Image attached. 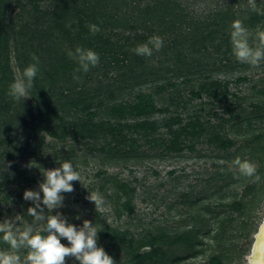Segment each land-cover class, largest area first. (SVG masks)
I'll list each match as a JSON object with an SVG mask.
<instances>
[{"label":"rangeland","instance_id":"rangeland-1","mask_svg":"<svg viewBox=\"0 0 264 264\" xmlns=\"http://www.w3.org/2000/svg\"><path fill=\"white\" fill-rule=\"evenodd\" d=\"M182 1L190 11L201 14L228 0ZM259 1L264 0H255ZM45 5L46 2L42 4L43 7ZM14 6L12 1L8 8L13 17L20 12ZM24 21H27L26 15L14 20L16 31L20 32ZM259 29L264 30V27ZM14 35L10 66L15 80H19L22 70L17 55L19 50L30 51L22 44L29 33ZM65 49L69 48L65 46ZM230 59L234 60L233 57ZM235 61L223 66L221 72L214 71L212 74L228 84L227 100L216 101L205 95L192 96L191 90L193 86L198 89L201 77L191 82L175 78L172 81L175 86H168L159 94L162 102L158 103L169 108L165 117L182 120L172 129L191 125L188 129L191 135L182 136V149L174 152L167 148L174 136L166 128L149 139L135 135L138 140L133 143L132 150L138 151V154L131 159L107 157L105 152L89 151L91 145L87 146L85 142L69 138L61 141L45 131L40 135H44L45 142L55 144V147L44 146L35 150L29 135L39 106L32 100V104L37 106L31 104V115L23 118V122L18 117L11 131H3L8 140L12 136L16 138L12 144L7 143V149L12 150L11 155L0 156V164L10 162L11 166H15L14 173L17 175L4 180L0 178L1 223L10 222L13 231L22 232L30 226L34 232H40L49 215H58L77 227L88 220L99 231L98 246L104 247L114 264H125L132 256L137 257L151 247L157 250V257L135 260L132 264H247L255 235L264 218V61L257 67L248 65L230 69ZM152 63L161 65L155 58L149 59L148 65ZM211 63L212 60L206 68H210ZM219 64L217 60L215 65ZM221 64L224 65L225 60ZM122 72L124 70L111 69L108 77H101L100 82L95 79L103 73L98 67L94 79L85 84L88 95L96 96L94 104H99L102 99L112 101L106 92L109 86L112 89L127 86L122 82ZM149 72L150 69L143 73L142 67L136 68L133 74L140 76L137 75L131 82L137 85L129 95L126 89L117 95L124 100H133L140 92H152L157 85L164 83L162 78ZM78 76L79 80L75 81L80 84L85 79V73L79 72ZM169 91H173L176 97L174 102L170 101ZM29 98L24 99L28 102ZM102 117L106 114L97 111L96 119ZM103 144L100 140L96 147L99 149ZM236 157L251 161L260 180L243 176L234 168L231 162ZM56 161H71L81 181L73 182L72 193L63 194L61 206L48 209L41 205L37 212L45 219L37 220L28 214V208L35 205L18 196L17 186L20 184L22 194L26 190H39V182L27 184L26 180L38 178L41 181L43 169L58 167ZM122 184L127 185L128 196L122 193ZM91 195H96L101 203L96 205L91 202L88 199ZM130 196L131 210H124V203ZM118 230L125 231L133 239L135 251L120 250L113 245L114 240L111 239ZM183 234H188L191 247H186ZM153 238V245L143 243L144 239ZM61 242L67 243L66 240ZM19 254L24 257L27 249H20ZM66 260L67 264H76L74 258Z\"/></svg>","mask_w":264,"mask_h":264},{"label":"trees","instance_id":"trees-1","mask_svg":"<svg viewBox=\"0 0 264 264\" xmlns=\"http://www.w3.org/2000/svg\"><path fill=\"white\" fill-rule=\"evenodd\" d=\"M12 1L14 7L20 9L14 17L8 11ZM44 2L45 7L42 6ZM255 5L258 11L252 10L249 1L228 0L196 14L182 0H0V156L11 155L12 150L7 149V143L12 144L16 138L12 136L8 140L3 131H11L18 117L23 122V118L31 115L32 100L39 106L29 135L35 150H41L44 146L55 147V144L46 143L45 136L40 135L45 131L50 137L61 141L69 138L85 142V145H91L89 151L105 152L107 157L131 159L138 154V151L132 150L133 143L140 137L151 138L162 128L174 136L167 148L173 152L181 150L183 139L180 138L191 135V130H188L191 125L172 129L182 120L179 117H165L169 108L158 103L162 102L159 94L166 91L168 86L174 87L172 81L175 78L191 82L201 77L198 89L195 90L193 86L191 90L192 96L205 95L216 101L227 100L228 84L212 74L214 71L221 72L223 66H229L230 62L236 60L229 39L233 20L241 19L252 33L264 27V14H259L264 12V1L255 2ZM25 15L27 21L21 24L20 32L16 31L14 20ZM23 29L28 31L24 32ZM16 33H29L22 44L30 51L19 50L17 55L22 72L33 62L31 54L40 60L28 102L25 99L15 101L8 95L9 85L15 80L10 66V52L11 40ZM151 36L162 38V48L153 51L150 57L136 55L133 49L147 42ZM65 46L73 50L77 46L91 48L99 54L98 64L85 73V79L80 84L73 78L78 65L68 57ZM151 58L161 65H148ZM211 60V67L206 68ZM217 60L220 61L219 66L215 65ZM224 60L225 64L222 65ZM237 66L248 65L235 61L230 69ZM98 67L103 72L102 76L96 74ZM139 67H142L143 73L150 69L149 73L162 78L164 83L157 85L152 92H140L133 100H124L117 93L123 89L127 90L126 94L131 93L137 85L131 82L138 75L133 73ZM115 68L124 70L120 76H124L122 82L127 86L113 89L109 86L106 92L112 101L102 99L99 104H94L96 96L88 95L86 82L94 79L95 75V79L101 82V77L107 78L110 70ZM160 71L164 72L159 75ZM168 73L171 75L168 76ZM168 94L170 101L174 102L176 97L173 91ZM94 105L95 109L90 111ZM97 111L105 113L106 117L96 119ZM100 140L104 144L98 149L96 144ZM14 170V165L10 170L5 168L0 171V178L7 179L11 176L10 171ZM26 181L32 184L40 180ZM17 187L18 196L22 197L20 184ZM120 189L128 196L126 184H122ZM131 201V196L127 197L124 210H131ZM182 236L186 247H191L188 234ZM111 240L120 250L135 251L134 241L125 231L118 230ZM154 240L144 239L143 243L150 246ZM123 244L127 247H123ZM0 249L10 251V246L2 238ZM156 251L151 247L137 257L132 256L125 264L150 260L158 256Z\"/></svg>","mask_w":264,"mask_h":264},{"label":"clouds","instance_id":"clouds-1","mask_svg":"<svg viewBox=\"0 0 264 264\" xmlns=\"http://www.w3.org/2000/svg\"><path fill=\"white\" fill-rule=\"evenodd\" d=\"M250 2L252 10L258 11L255 0ZM229 39L232 55L238 62L257 67L264 61V30L258 28L252 33L241 19H235L230 25ZM162 46L161 37L151 36L147 42L138 44L133 52L138 56L150 57L153 51H159ZM67 55L78 65L73 74L76 80H79L76 73H87L91 67L98 64L100 59L99 54L93 49L82 46H77L74 50L68 49ZM32 61L23 69L22 78L14 80L9 85L8 95L15 101L30 96L40 64L39 57L34 54ZM56 163L59 164L58 167L43 169L39 190H26L23 193V199L35 205L28 208V214L37 220L45 219L37 212L41 205L48 209H56L63 204V194L74 191L73 182L81 181L71 161H56ZM231 163L243 176L260 180L257 168L251 161L236 157ZM11 167L10 162L7 165L0 164V171L5 168L10 170ZM10 175L14 176L15 173L10 171ZM88 199L96 205L101 203L96 195H91ZM98 233L97 227L88 220H85L81 227H77L58 215L47 216L46 225L40 232H34L30 226L22 232L13 231L10 222L0 223V238L10 246V251H0V264H67L66 258H74L76 264H114L113 258L104 247L98 246ZM62 240H66L67 243H62ZM22 248L27 249V254L23 258L19 254ZM255 250L264 251V231L257 235Z\"/></svg>","mask_w":264,"mask_h":264},{"label":"water","instance_id":"water-1","mask_svg":"<svg viewBox=\"0 0 264 264\" xmlns=\"http://www.w3.org/2000/svg\"><path fill=\"white\" fill-rule=\"evenodd\" d=\"M264 231V218H263V222L261 223L260 227H259V230L257 232V234L255 235V241H254V244H253V249H252V255H251V259L249 261V264H253V259H255V263L258 259V256H259V252H257L255 250V246H256V243H257V235ZM262 259H264V256H262Z\"/></svg>","mask_w":264,"mask_h":264},{"label":"bare ground","instance_id":"bare-ground-1","mask_svg":"<svg viewBox=\"0 0 264 264\" xmlns=\"http://www.w3.org/2000/svg\"><path fill=\"white\" fill-rule=\"evenodd\" d=\"M251 255H252V253H251ZM251 255L249 256V261L251 259ZM262 256H264V251L259 252V256H258V259H257L255 264H264V259H262ZM249 261L247 264H249Z\"/></svg>","mask_w":264,"mask_h":264}]
</instances>
